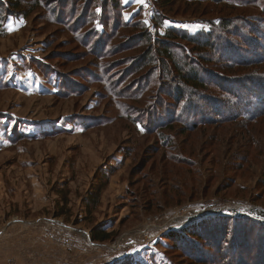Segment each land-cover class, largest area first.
<instances>
[{
	"label": "rangeland",
	"instance_id": "rangeland-1",
	"mask_svg": "<svg viewBox=\"0 0 264 264\" xmlns=\"http://www.w3.org/2000/svg\"><path fill=\"white\" fill-rule=\"evenodd\" d=\"M17 2L0 19V264H263L247 247L264 243V116L223 119L211 102L174 100L158 60L129 70L148 37L176 28L216 43L177 40L176 53L244 74L223 58L236 60L226 50H245L243 38L264 43L260 0ZM198 91L230 110L219 87ZM160 115L170 122L157 125ZM65 199L66 215L55 216ZM96 225L113 238L93 242Z\"/></svg>",
	"mask_w": 264,
	"mask_h": 264
},
{
	"label": "trees",
	"instance_id": "trees-1",
	"mask_svg": "<svg viewBox=\"0 0 264 264\" xmlns=\"http://www.w3.org/2000/svg\"><path fill=\"white\" fill-rule=\"evenodd\" d=\"M186 1L199 2L200 0H186ZM202 1H213V0H202ZM5 3H6L5 5L4 4L2 5L0 3V19L2 17L12 15L13 9L19 5L17 0L16 2H14L13 0H6ZM110 5H113L112 0H110ZM59 6L60 5L58 4V8L56 7L57 11H59ZM163 6L165 5L162 6H159L158 4L155 5L156 10H158L159 12V15L161 14L164 15V12H162L161 10L162 8H160ZM258 6H260L261 8L262 20L264 21V0H260ZM75 10L76 9L73 7V2H71L70 15L73 16L75 14ZM79 14L81 17L80 19L82 18L86 19L88 16V15L86 16L84 12H80ZM101 15L102 12L99 15L96 14L97 16L96 20L98 21V22L96 21V23L101 24L102 27L104 28V22H102ZM152 21L154 27H158L161 24V22L156 23L155 20L153 19ZM230 26L231 23L229 19L228 20L223 19L222 28L224 29ZM260 30H262L261 32L262 34H264V30L261 28ZM256 35L257 33H255L253 36ZM103 37L107 39L108 35L103 34ZM141 37L142 36H140L139 38ZM159 37L160 36H158L157 39H155L154 41H152L151 38L148 37L149 42H148L147 50L139 57L138 61H136V63L133 66H131L129 70L134 71V73H141L146 70L147 64L155 63V65H153L152 67H156L159 61V65L163 68L158 70L159 72L158 80L161 79L162 81H168L169 76L170 78H172L171 79V85L173 87L172 97L175 98L174 100L179 99V101L183 102L185 105H187L188 102H191L192 98L196 100H203L206 101L207 103L211 102L210 104H213L212 109H214L215 114L218 116L220 115V118L223 119L231 118L232 117L231 111L234 112V115H236L234 118L236 119L241 118L248 121H253L264 116V56H262L264 55V53H261L264 52V43L259 41H253L254 42L253 44L251 43L252 40L246 41L245 38H243L242 40L244 42V45L247 46L245 48L243 47L247 51L246 57H243L242 55L245 52V50L242 49V46L236 44L229 45L226 52H228V55H230L229 57L231 58L235 57L236 60H228L227 58H223V61L230 66L229 68H232V66H234L235 68L238 66L245 67L247 72L241 75L227 76V75H221L215 73V71L214 72L209 71L206 68L205 69L201 68L198 63L196 62L194 63L191 60V58H188L187 54L183 51L176 53L177 48L175 42L177 40L190 43L191 45H197L200 43V45L203 48L209 47L208 48L209 50L214 51V46L216 45V43L215 40L213 39V35L210 34L209 32L200 33L198 35H190L187 31L183 29L173 28V29L165 30L162 37L161 38ZM86 38L90 42L93 41L94 45L96 44L95 43L96 41L94 40H101V41L105 40L104 38L97 37V35L93 36V34L86 35ZM139 38L137 40H140ZM142 39H145V36ZM253 39L255 38L253 37ZM234 47L237 48L234 49L232 53ZM220 57L222 58V56ZM197 62H200V59H197ZM253 67L257 68L258 71L257 70L254 71ZM173 72L175 75L173 74ZM208 84L209 86L219 87L220 91L227 95L224 100L226 105H228V107L230 108V110L228 109V112L226 113L223 112V108H222L223 104H221L220 101L218 100L214 101L213 97L209 98L205 94H201L200 91H198V88L205 87ZM139 88L140 85H136L134 89L136 91L135 93H137L138 90L139 92L142 91V89ZM185 105L182 107L181 112H188L190 106H185ZM253 105L255 106V109L252 110ZM196 107H200V106L193 103L192 108H196ZM153 109H154L153 107H150L151 111ZM159 117L160 118L157 119V122L158 123L160 122V124H157L159 126H162L165 123L167 124L168 123L167 121L170 122V119L168 117L167 120L163 118V115H160ZM177 119L178 117H176V120ZM104 187H105V183H103V185L95 186L92 188L90 194H88L85 207L89 213L91 212L92 209L94 210V208L98 206L99 198ZM67 204H68V200L65 199L62 205L59 207L55 216L66 215ZM113 235L114 234L112 233V231L105 230L102 225H96L90 229L89 236L93 242L103 243L111 240L113 238ZM196 237L198 238L197 235ZM248 244L250 246V249H248L247 247L248 253L252 254L253 257L256 258L261 253L264 252L263 251L264 243L260 244L261 247L260 245H255L253 243L252 245L250 243Z\"/></svg>",
	"mask_w": 264,
	"mask_h": 264
},
{
	"label": "snow or ice",
	"instance_id": "snow-or-ice-1",
	"mask_svg": "<svg viewBox=\"0 0 264 264\" xmlns=\"http://www.w3.org/2000/svg\"><path fill=\"white\" fill-rule=\"evenodd\" d=\"M125 3H128L129 0H124ZM138 3L142 2V0H137ZM127 18V17H126Z\"/></svg>",
	"mask_w": 264,
	"mask_h": 264
}]
</instances>
